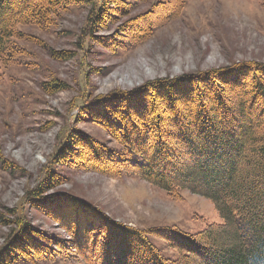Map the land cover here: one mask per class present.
<instances>
[{"label":"rangeland","instance_id":"obj_1","mask_svg":"<svg viewBox=\"0 0 264 264\" xmlns=\"http://www.w3.org/2000/svg\"><path fill=\"white\" fill-rule=\"evenodd\" d=\"M22 30L0 71V264H94L75 241L96 240V217L148 232L170 258L162 229L222 223L210 199L95 153L123 150L115 119L140 128L154 81L264 64V0H85ZM70 133L89 149L63 152Z\"/></svg>","mask_w":264,"mask_h":264},{"label":"trees","instance_id":"obj_2","mask_svg":"<svg viewBox=\"0 0 264 264\" xmlns=\"http://www.w3.org/2000/svg\"><path fill=\"white\" fill-rule=\"evenodd\" d=\"M84 1L0 0V71L18 59L23 27L43 25L58 5ZM241 64L204 78L189 74L178 84L154 81L150 117L140 128L124 123L123 115L115 119L123 150L95 153L167 192L210 199L222 223L195 233L162 229L165 244L177 251L170 258L148 232L96 217L90 222L99 227L96 240L75 241L94 264H264V64ZM71 144L89 149L79 133L65 137L62 151Z\"/></svg>","mask_w":264,"mask_h":264}]
</instances>
